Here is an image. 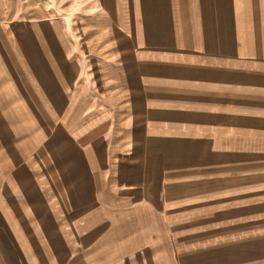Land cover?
<instances>
[{"label":"crops","instance_id":"crops-1","mask_svg":"<svg viewBox=\"0 0 264 264\" xmlns=\"http://www.w3.org/2000/svg\"><path fill=\"white\" fill-rule=\"evenodd\" d=\"M0 264H264V0H0Z\"/></svg>","mask_w":264,"mask_h":264},{"label":"rangeland","instance_id":"rangeland-1","mask_svg":"<svg viewBox=\"0 0 264 264\" xmlns=\"http://www.w3.org/2000/svg\"><path fill=\"white\" fill-rule=\"evenodd\" d=\"M16 8H17V6H16ZM13 9H14V7L12 6V7H11V11H12Z\"/></svg>","mask_w":264,"mask_h":264}]
</instances>
